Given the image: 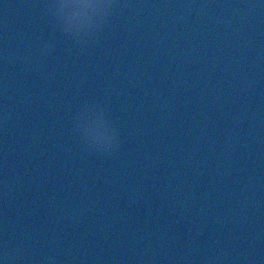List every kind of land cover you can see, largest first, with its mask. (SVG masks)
I'll return each instance as SVG.
<instances>
[{
    "label": "water",
    "instance_id": "water-1",
    "mask_svg": "<svg viewBox=\"0 0 264 264\" xmlns=\"http://www.w3.org/2000/svg\"><path fill=\"white\" fill-rule=\"evenodd\" d=\"M49 3L0 0L15 179L0 228L29 264H264V7H245L259 0H120L88 46ZM89 104L118 154L81 142Z\"/></svg>",
    "mask_w": 264,
    "mask_h": 264
},
{
    "label": "clouds",
    "instance_id": "clouds-1",
    "mask_svg": "<svg viewBox=\"0 0 264 264\" xmlns=\"http://www.w3.org/2000/svg\"><path fill=\"white\" fill-rule=\"evenodd\" d=\"M121 7L129 5H121L120 0H50L48 4L61 32L84 46L93 43L100 36L110 25L116 10ZM245 7H264V0ZM50 47L46 46L40 54L47 55ZM11 87L10 80L0 73V131L5 132L13 120L9 95ZM76 131L81 142L97 155L112 156L122 149L121 132L100 105L89 104L81 109L76 119ZM9 155L7 141L0 142V199L5 202L15 182L14 171L9 165ZM35 259L36 256L33 255L32 260ZM69 259H75L71 252ZM97 259L103 258L98 256ZM141 259L145 257L142 256ZM152 259L155 260V256ZM0 264H29L24 246L12 240L6 224L0 228ZM41 264H45V261ZM46 264H57V260L54 256H47Z\"/></svg>",
    "mask_w": 264,
    "mask_h": 264
}]
</instances>
